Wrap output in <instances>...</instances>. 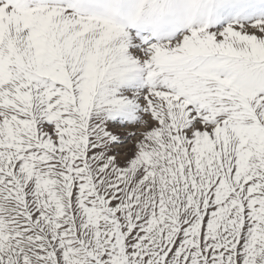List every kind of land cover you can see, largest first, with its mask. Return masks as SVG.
I'll use <instances>...</instances> for the list:
<instances>
[{
  "label": "rangeland",
  "instance_id": "rangeland-1",
  "mask_svg": "<svg viewBox=\"0 0 264 264\" xmlns=\"http://www.w3.org/2000/svg\"><path fill=\"white\" fill-rule=\"evenodd\" d=\"M0 264H264V0H0Z\"/></svg>",
  "mask_w": 264,
  "mask_h": 264
}]
</instances>
